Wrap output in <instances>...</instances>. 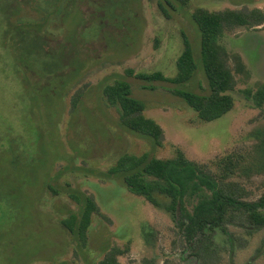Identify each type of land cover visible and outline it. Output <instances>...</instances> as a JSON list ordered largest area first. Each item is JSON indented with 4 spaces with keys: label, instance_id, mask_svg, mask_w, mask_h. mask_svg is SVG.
<instances>
[{
    "label": "rangeland",
    "instance_id": "rangeland-1",
    "mask_svg": "<svg viewBox=\"0 0 264 264\" xmlns=\"http://www.w3.org/2000/svg\"><path fill=\"white\" fill-rule=\"evenodd\" d=\"M165 1L171 0H0V264H98L112 246L122 251L119 264H201L169 214L130 194L120 178L104 177L122 154L165 160L180 152L217 181L236 182L245 201L264 193V174L253 171L249 158L255 131L264 129V100L257 107L249 98L264 84V23L216 39L235 80L232 107L216 120H199L169 84L125 76L130 69L173 77L187 41L196 69L177 88L206 94L191 11L264 13V0H188L183 8ZM5 16L11 26L37 24L40 59L64 48L70 52L65 66L50 77L34 73L37 63L20 70L19 28H7ZM114 80L129 84L143 116L160 127V146L119 126L101 95ZM77 90L82 94L71 109ZM71 192L92 197L98 208L84 245L61 225L78 210ZM224 229L211 235L208 264H264L263 228L232 223Z\"/></svg>",
    "mask_w": 264,
    "mask_h": 264
},
{
    "label": "trees",
    "instance_id": "trees-1",
    "mask_svg": "<svg viewBox=\"0 0 264 264\" xmlns=\"http://www.w3.org/2000/svg\"><path fill=\"white\" fill-rule=\"evenodd\" d=\"M187 1L171 0L165 3L170 8H183ZM189 18L198 33L199 70L205 79L206 94L177 88L189 82L196 69L187 41L183 42V51L176 60V73L173 77H165L160 72L133 73L130 69L125 70V76H132L145 83L162 82L173 86L170 89L173 96L191 109L199 120L210 122L231 109L233 101L229 93L235 86L234 76L227 64V54L217 45L216 39L223 31L262 25L264 13L246 8L209 13L202 8H195ZM4 23L6 25L7 16ZM6 27L14 32L19 28V38L16 39L19 42L20 70L32 71L31 65L37 63L38 70L34 73L50 77L67 63L66 57L70 52L64 48L61 51H49V54L46 53L48 55L43 53V57L47 59H40L44 39L38 32L37 24L19 22L18 27L11 26L8 22ZM67 37V40L73 39ZM74 60L69 61L70 64ZM65 77L69 75L66 74ZM149 88L153 89L152 86ZM81 94V90H77L71 96V109H74ZM101 95L106 105L116 111L118 124L122 129L139 138L150 140L153 146L161 145L162 130L154 121L143 116L144 105L131 97L127 82L114 80L105 84L101 88ZM249 98L255 106H260L264 100V84ZM255 136L256 142L251 146L249 158L253 161V171L264 174V129L256 130ZM104 177L120 178L130 194L142 197L151 206L161 208L169 214L185 242L186 249L201 264H208L209 258L214 255L209 246L215 230L225 232L224 226L232 223L244 224L254 230L264 229V193L256 201H245L247 192L236 182L217 181L206 166L186 160L180 152L165 160L148 157L146 153L139 156L122 154L108 168ZM68 195L78 205V210L62 219L61 225L79 244L84 245L90 218L98 214V208L90 196L75 192ZM156 196L166 198L167 202L160 204ZM187 205L190 206V211L186 209ZM121 254L119 248L112 246L104 252L98 264H119L117 257Z\"/></svg>",
    "mask_w": 264,
    "mask_h": 264
}]
</instances>
